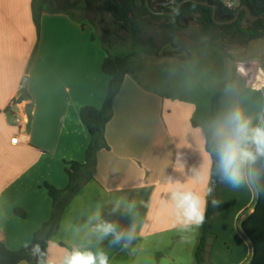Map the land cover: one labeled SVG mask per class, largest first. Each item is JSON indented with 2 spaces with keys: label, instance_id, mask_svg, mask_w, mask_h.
I'll use <instances>...</instances> for the list:
<instances>
[{
  "label": "crops",
  "instance_id": "obj_1",
  "mask_svg": "<svg viewBox=\"0 0 264 264\" xmlns=\"http://www.w3.org/2000/svg\"><path fill=\"white\" fill-rule=\"evenodd\" d=\"M0 10V55L11 61L9 70L4 71L1 60L5 58H0V240L18 251L33 243L37 231L54 214V201L45 184L66 189V163L86 161L91 136L81 120V110L85 106L103 107L111 76L103 70L106 47L98 37L92 42L87 28L63 13L43 14L42 22L69 25L64 41L54 43L57 28L52 29L53 34L46 31L45 48H39L30 70L18 59L15 66V53L1 47V33L8 34L4 40L13 36L11 29L6 30L11 17ZM260 72L264 75L259 67L258 76ZM26 75L29 79L24 87ZM240 78L246 82L239 96L240 110L250 116L254 127H261L264 108L244 110V104L249 102L250 92H264L263 87L253 91L258 79L249 81L243 72ZM197 112L198 104L193 101L168 99L125 78L105 131L110 149L98 151L94 178L86 182L83 178L82 189L64 210L59 228L50 238L46 261L62 264L68 252L79 248L103 250L109 264H147L148 252L159 250L162 238L179 229L195 228L185 227L178 203L182 194L192 193L206 211L212 158L206 148V128L190 122ZM16 115L28 119L22 131L14 123ZM14 137H19L20 143H12ZM251 183L253 205L246 217L242 212L247 206L241 208L235 220L242 213V222L256 209L259 195L252 176ZM228 184L225 180L219 206ZM219 206L214 226L220 222ZM97 212L100 220L123 232L121 244L112 245L111 236L98 241L84 227ZM95 223L93 220L92 226ZM75 227L81 231L75 232ZM251 246L252 255L243 264L253 258Z\"/></svg>",
  "mask_w": 264,
  "mask_h": 264
},
{
  "label": "rangeland",
  "instance_id": "obj_2",
  "mask_svg": "<svg viewBox=\"0 0 264 264\" xmlns=\"http://www.w3.org/2000/svg\"><path fill=\"white\" fill-rule=\"evenodd\" d=\"M31 2L0 0L1 9L11 17L6 30L11 29L13 34L12 37L9 35L10 39L4 40L8 34L1 33V47L5 50L10 48L15 53V66L18 59L20 64H26L27 70H30L39 48H45L48 37L46 31L53 34L52 29L57 28L56 36H53L54 43L64 41L63 37L70 33L67 31L69 25L49 22L44 25L42 22L43 14L63 13L73 23L84 25L92 36V42L96 43L98 37L110 55L131 56V69L125 78L136 81L145 90L167 96L168 99L198 104V112L190 122L191 125L198 123L200 129L210 127L207 114L211 99L217 91H224L220 118L235 108H241L239 96L246 83L240 78L242 72L249 81L258 79L253 91L259 87L264 90V75L260 72L258 76L259 67L264 72V38L240 44L229 39L213 42L202 35L196 20L190 19L187 28L172 38L166 37L170 34L168 31L155 28L147 31L143 39L136 40L113 23L111 14L103 9L98 0H33L32 11ZM0 58L5 57L1 54ZM1 62L6 66L4 71H8L11 61L5 58ZM25 78L29 79V76L26 75L23 81ZM249 95L250 100L244 104V110L264 108V92H250ZM181 123L184 127L183 119ZM246 168L245 181L238 187L229 183L227 195L222 197L219 206V211H222L220 222L216 226L213 224V236H206L205 264H243L252 255L251 242L241 226L242 213L246 217L248 208L252 207L255 200L248 187V182L252 185L251 162ZM245 207L235 220L236 213ZM202 235L203 226L169 233L161 239L163 241L159 250L148 252L145 261L147 264H195Z\"/></svg>",
  "mask_w": 264,
  "mask_h": 264
},
{
  "label": "trees",
  "instance_id": "obj_3",
  "mask_svg": "<svg viewBox=\"0 0 264 264\" xmlns=\"http://www.w3.org/2000/svg\"><path fill=\"white\" fill-rule=\"evenodd\" d=\"M97 1V0H96ZM103 9L109 12L113 18V23L124 29L128 35L136 40L143 39L147 31L162 28L170 34L167 38L184 31L190 19H195L199 25L202 35L209 37L213 42L229 39L237 44L264 38V19L257 20L253 24H243L246 12L243 11L240 19L232 24L218 23L214 18L213 8L203 6L193 1H186L180 10L167 15L151 10L147 0H98ZM184 0H176L175 9ZM218 6L221 15L235 16L236 11L227 9L221 0H204ZM248 6L254 15H264V0H242L241 6ZM174 11V9H168ZM84 26V25H83ZM158 31V30H157ZM131 56H112L108 52V57L103 64V70L111 76L108 95L102 108L85 106L81 110V120L87 127L91 136V143L87 151L86 161L80 163L71 161L66 163V173L69 176V185L66 189H58L50 184H45L51 198L54 201V214L50 221L37 231L33 243L26 249L11 250L0 240V264H37L39 254L33 255L32 248L39 245L44 253L42 259L46 261L47 248L50 238L59 228L61 216L72 198L82 189L83 178L90 181L94 178L97 165V153L101 149L109 150L110 147L105 138V131L108 123L114 116V106L119 95L126 75L131 69ZM136 80H138L136 78ZM139 82V81H138ZM25 90V88L23 89ZM224 91H217L211 99V105L207 117L210 118V125L220 118L221 100ZM24 97L17 100L22 101ZM194 126L198 123L194 122ZM261 127H264V121ZM206 148L212 158L211 181L207 196L205 211V222L203 223L202 242L197 248L195 264H205L204 256L206 236H213L212 227L216 216V206L213 201L219 203L221 191L224 185V178L219 172L218 161L214 151V141L210 133V127L206 129ZM255 152V148L254 151ZM251 176L254 185L258 190V202L256 209L246 219L242 221V230L250 240L254 248V255L248 264H264V157L257 156L252 161ZM18 214L21 215L20 211ZM24 215V214H22Z\"/></svg>",
  "mask_w": 264,
  "mask_h": 264
},
{
  "label": "clouds",
  "instance_id": "obj_4",
  "mask_svg": "<svg viewBox=\"0 0 264 264\" xmlns=\"http://www.w3.org/2000/svg\"><path fill=\"white\" fill-rule=\"evenodd\" d=\"M210 133L214 141L220 174L233 187H238L246 179L245 169L249 162L255 161L257 156L264 157V127H254L251 118L239 108H235L213 122L210 125ZM251 146H254L255 152L251 150ZM173 199H177L176 193H173ZM212 203L213 206H219L215 200ZM178 207L183 210L185 227L195 225L199 228L205 222V209L201 207L199 198L192 193L182 194ZM93 220L97 221L94 226H92ZM84 227L89 228L90 233L96 235L98 241L111 236L112 245L121 244L124 237L123 232L118 231L115 224L100 220L99 212L90 217ZM74 231L78 233L81 229L75 227ZM129 239H131L130 233ZM124 247H127V244H124ZM32 254H39L41 257L37 260V264H52V261L42 259L44 253L38 244L33 246ZM62 264H109V260L103 250L93 252L77 248L64 256Z\"/></svg>",
  "mask_w": 264,
  "mask_h": 264
},
{
  "label": "water",
  "instance_id": "obj_5",
  "mask_svg": "<svg viewBox=\"0 0 264 264\" xmlns=\"http://www.w3.org/2000/svg\"><path fill=\"white\" fill-rule=\"evenodd\" d=\"M152 1L155 2V1H158V0H152ZM187 1H193V2L199 3V4L203 5V6H208V7L213 8V15H214V18H215V19H218V16H219V14H218V12H217L218 6H217L216 4H213V3H210V2H208V1H204V0H187ZM185 2H186V1L182 2V3L177 7V9H176L175 11H173V12H163V13H164V14H167V15H173V14L177 13V12L180 10L181 6H182ZM147 3H148V5H150V3H151L150 0H147ZM172 4H173V0H169L168 2L164 3V6H171ZM156 8H159V7L156 6ZM242 10H245V11H246L247 18H248L249 20H251L252 22H255L256 20H259V19H264V15H263V16H255V15H253L252 12L250 11V8L246 6V7H243L242 9H240V10L237 12V14H236V16H235L234 18H232V19H230V20H228V21H225V22H220V21H218V20H217V21H218V23H222V24H232V23L236 22V21L239 19ZM222 18L225 19L226 16H224V17H222ZM27 83H28V79L25 78V79H24L23 86L26 87V86H27Z\"/></svg>",
  "mask_w": 264,
  "mask_h": 264
},
{
  "label": "flooded vegetation",
  "instance_id": "obj_6",
  "mask_svg": "<svg viewBox=\"0 0 264 264\" xmlns=\"http://www.w3.org/2000/svg\"><path fill=\"white\" fill-rule=\"evenodd\" d=\"M169 0H158V1H155V2H153L152 0H150V8H151V10L152 11H154V12H159V13H163V12H173V11H168V10H166V8H168V9H174V11L177 9H175V4H176V0H173V6L171 5V6H164V3H166V2H168ZM184 1H187V0H184ZM183 1V2H184ZM241 3H242V0H241ZM181 4V3H180ZM179 4V5H180ZM156 6H158L159 8H156ZM243 7H246V5H244V6H241V4L235 9V10H233V11H236V14H237V12L240 10V9H242ZM248 7V6H247ZM243 11H245V10H242L241 11V14H240V17H241V15H242V12ZM251 11V10H250ZM217 12H218V9H217ZM246 12V11H245ZM252 12V11H251ZM164 14V13H163ZM218 14H219V16H218V21H220V22H225V21H228V20H230V19H232V18H234L235 16H236V14H235V16L234 17H232L230 14L229 15H221V13L220 12H218ZM253 14V13H252ZM254 15V14H253ZM224 16H226V18L225 19H223L222 17H224ZM255 16H258V15H255ZM261 16H263V15H261ZM240 17H239V19H240ZM238 19V20H239ZM237 20V21H238ZM260 20V19H259ZM257 21V20H256ZM255 21V22H256ZM254 22H252L251 20H249L248 18H247V14H246V16H245V18H243V24H253ZM222 24V23H221Z\"/></svg>",
  "mask_w": 264,
  "mask_h": 264
},
{
  "label": "built area",
  "instance_id": "obj_7",
  "mask_svg": "<svg viewBox=\"0 0 264 264\" xmlns=\"http://www.w3.org/2000/svg\"><path fill=\"white\" fill-rule=\"evenodd\" d=\"M222 2L224 6L229 10H235L241 4V0H226ZM14 123L22 131L23 129L22 127L24 126V124L28 123V119L27 118L23 119L20 115H16ZM12 143L14 144L20 143L19 137H14L12 139Z\"/></svg>",
  "mask_w": 264,
  "mask_h": 264
}]
</instances>
